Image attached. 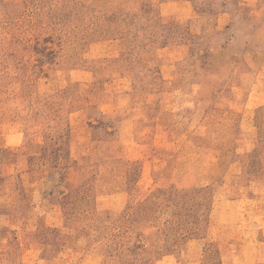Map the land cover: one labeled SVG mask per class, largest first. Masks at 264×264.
I'll return each instance as SVG.
<instances>
[{"label":"rangeland","instance_id":"1","mask_svg":"<svg viewBox=\"0 0 264 264\" xmlns=\"http://www.w3.org/2000/svg\"><path fill=\"white\" fill-rule=\"evenodd\" d=\"M0 264H264V0H0Z\"/></svg>","mask_w":264,"mask_h":264},{"label":"trees","instance_id":"2","mask_svg":"<svg viewBox=\"0 0 264 264\" xmlns=\"http://www.w3.org/2000/svg\"><path fill=\"white\" fill-rule=\"evenodd\" d=\"M186 195H190V193H187Z\"/></svg>","mask_w":264,"mask_h":264}]
</instances>
